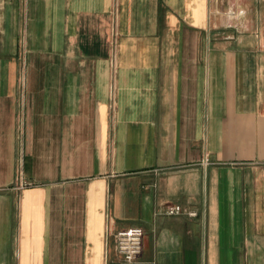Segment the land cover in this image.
Listing matches in <instances>:
<instances>
[{"label": "crops", "instance_id": "obj_1", "mask_svg": "<svg viewBox=\"0 0 264 264\" xmlns=\"http://www.w3.org/2000/svg\"><path fill=\"white\" fill-rule=\"evenodd\" d=\"M0 264H264V0H0Z\"/></svg>", "mask_w": 264, "mask_h": 264}, {"label": "built area", "instance_id": "obj_2", "mask_svg": "<svg viewBox=\"0 0 264 264\" xmlns=\"http://www.w3.org/2000/svg\"><path fill=\"white\" fill-rule=\"evenodd\" d=\"M181 208L178 206H167L166 215H178ZM190 214V213H188ZM143 231L138 227H130L119 230L116 233V251L126 263H134L142 250Z\"/></svg>", "mask_w": 264, "mask_h": 264}]
</instances>
